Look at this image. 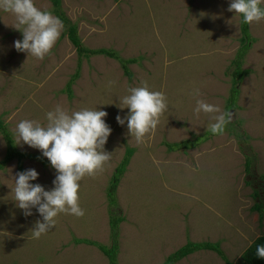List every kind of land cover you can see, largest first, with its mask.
<instances>
[{
	"label": "rangeland",
	"instance_id": "374dc122",
	"mask_svg": "<svg viewBox=\"0 0 264 264\" xmlns=\"http://www.w3.org/2000/svg\"><path fill=\"white\" fill-rule=\"evenodd\" d=\"M34 2L58 17L51 0ZM230 2L62 0L84 45L136 59L128 75L116 58L82 56L72 96L66 86L80 56L68 24L62 21L51 53L37 60L15 49L22 32L6 25L14 19L0 12V163L5 161V169L0 167V264H110L96 242L110 246V218L118 215L123 217L119 264H162L188 241L218 243L223 254L201 249L176 264H242L247 249L264 235V210L251 208L264 202V21L249 25L253 39L242 58L248 72L231 107L229 72L239 58L242 32L241 17L228 11ZM142 81L166 96L168 108L154 134L138 144L116 117L128 115L129 109L118 107L120 98ZM197 88L201 95L194 97ZM196 99L231 111L232 127L241 137L231 128L220 135L207 131L212 121L203 113L195 117ZM58 104L69 112L88 108L108 113L105 122L112 132L105 151L111 159L95 177L80 182L85 215L60 214L55 228L33 239L31 230L42 217L35 208L26 217L10 187L17 173L35 169L39 176L31 183L52 190L57 173L40 150L17 145L14 130L24 119L46 124V113ZM8 136L17 150L47 161L16 154L6 161ZM168 143H175L174 150ZM129 147L134 152L120 177L117 203L111 205V178Z\"/></svg>",
	"mask_w": 264,
	"mask_h": 264
},
{
	"label": "clouds",
	"instance_id": "9594fccd",
	"mask_svg": "<svg viewBox=\"0 0 264 264\" xmlns=\"http://www.w3.org/2000/svg\"><path fill=\"white\" fill-rule=\"evenodd\" d=\"M262 3L264 0H231L228 11L242 17L243 23L252 25L264 21ZM0 12L13 17L11 25L5 24L22 32L23 39L16 40L14 47L18 52L27 53L28 58L43 60L61 36L62 21L50 11L38 8L34 0H0ZM128 92L120 98L118 107L130 111L126 117L118 115L116 120L121 126L126 123L131 139L142 144L146 137L154 134L160 117L168 108L167 98L160 91L150 90L147 81ZM192 95L199 97L200 90L194 89ZM201 113L212 121L207 131L214 135L223 134L233 119L231 111H222L214 104L196 99L194 115L199 118ZM107 116L106 111L98 109L69 112L58 104L46 113V124L24 119L16 125V144L40 150L57 173L52 190L31 183L39 176L35 169L17 173L14 187H10L13 201L26 217L33 214V208L42 217L31 230L33 239H40L55 228L60 214L77 218L85 215L79 203L80 182L85 177H95L111 159V153L105 151L112 132L105 122ZM256 255L264 259V245L257 246Z\"/></svg>",
	"mask_w": 264,
	"mask_h": 264
},
{
	"label": "trees",
	"instance_id": "16d2710c",
	"mask_svg": "<svg viewBox=\"0 0 264 264\" xmlns=\"http://www.w3.org/2000/svg\"><path fill=\"white\" fill-rule=\"evenodd\" d=\"M53 4V11L56 13V15L61 18L60 20L63 21L64 23L68 24L67 28V33L69 35V38L73 45L77 48V52L80 56L79 61L76 66V71L74 75H72V78L67 83L66 90L70 93V95L73 92L72 85L74 84L75 80L80 76V71L82 67V56H90V55H106L110 56L113 58L118 59L123 67L124 71L126 74L131 75L130 69H129V64L131 62L136 61L135 58H122L116 53V51L106 48V47H100V48H90L84 45L82 42V39L78 33L77 29V24L74 22H71L68 17H66L64 11L62 10V0H51ZM264 8L263 6H261ZM241 47L239 49V54L238 57L234 60V63H232L233 67L232 70L229 72L231 73L233 77V91L234 93L232 94V102L229 106L235 107L236 106V96L238 95L239 88L238 85L241 83V81L244 79L245 74L248 72L247 69H244L242 67L243 60L242 58L245 56L247 51L251 47V42H252V35L250 31V26L249 24L243 23L242 17H241ZM235 65V67H234ZM72 96V95H71ZM2 123L0 122V125ZM226 128H231L230 132L234 133L237 137H241V135L237 132L234 131L232 127V123L228 124ZM226 130V129H225ZM6 132V131H5ZM211 133V132H210ZM212 134V133H211ZM8 143H9V155L7 156L6 161L12 157V155L16 154L19 158L26 156L32 159H40L43 162H46L41 155L39 154H34V153H26V152H21L17 150L14 147V139L8 136ZM175 144V143H173ZM172 143H168L167 145L171 150H174L176 146H174ZM134 152L133 147L127 148V151L125 153L124 158L122 159L120 165L116 168L114 174L112 175L111 182L108 188V197L111 205H115L117 203V188L120 182V177L123 176L128 163L130 161V158ZM249 157V156H248ZM250 157L248 158V160ZM250 161H248L247 165L249 166ZM0 165L5 169V161L1 162ZM19 169H23L21 166H19ZM256 196L259 195V192L256 191L255 193ZM252 210L254 211H260L262 212L264 210V202H256L253 207H251ZM123 217L121 215L118 216H111L110 218V225H111V244L110 246L103 245L101 243L96 244L99 246L100 250L108 257L109 263L110 264H119L118 262V254L120 252V245H119V232H118V227L120 222L122 221ZM84 242H91L93 243L94 241H90L89 239H82ZM78 241V239H77ZM258 245H264V235L259 236L256 241L247 249L245 254L243 255V261L241 262L242 264H264V259L259 258L256 255V249ZM214 250L219 253V255H222L223 252L219 248L218 243H212V242H191L188 241L185 245L177 249L175 252L171 253L168 255L166 261L162 264H176V262L180 261L181 259L193 254L197 250Z\"/></svg>",
	"mask_w": 264,
	"mask_h": 264
}]
</instances>
